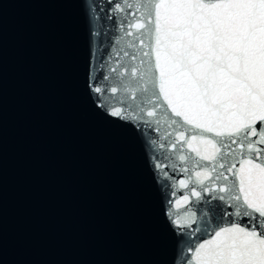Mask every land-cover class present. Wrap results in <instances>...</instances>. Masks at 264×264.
I'll list each match as a JSON object with an SVG mask.
<instances>
[{"label":"snow or ice","instance_id":"snow-or-ice-1","mask_svg":"<svg viewBox=\"0 0 264 264\" xmlns=\"http://www.w3.org/2000/svg\"><path fill=\"white\" fill-rule=\"evenodd\" d=\"M106 7L118 47L88 57L85 90L103 119L174 154L149 160L175 264H264V0Z\"/></svg>","mask_w":264,"mask_h":264},{"label":"water","instance_id":"water-1","mask_svg":"<svg viewBox=\"0 0 264 264\" xmlns=\"http://www.w3.org/2000/svg\"><path fill=\"white\" fill-rule=\"evenodd\" d=\"M106 15V0H0V264H175L149 160L174 154L85 90L88 57L118 47Z\"/></svg>","mask_w":264,"mask_h":264}]
</instances>
